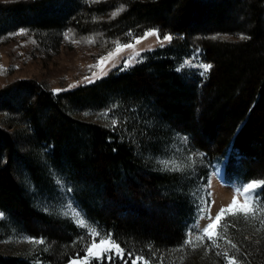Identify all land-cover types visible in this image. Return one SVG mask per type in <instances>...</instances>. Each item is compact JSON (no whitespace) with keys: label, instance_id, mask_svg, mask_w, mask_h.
I'll list each match as a JSON object with an SVG mask.
<instances>
[{"label":"trees","instance_id":"1","mask_svg":"<svg viewBox=\"0 0 264 264\" xmlns=\"http://www.w3.org/2000/svg\"><path fill=\"white\" fill-rule=\"evenodd\" d=\"M28 25L45 30L49 44L60 43L52 32L61 28L100 32L110 48L154 27L176 36L130 69L74 89L55 92L36 79L0 88V210L13 227L46 239L32 253L0 251V264H68L85 255L78 226L38 208L25 179L45 193L55 188L54 173L87 218L123 246L128 264L129 251L150 264L161 253L165 264L181 256L182 264H222L220 249L168 252L194 218L196 183L190 173L157 168L152 156L178 131L210 159L227 158L229 173L264 182V0L0 2V37ZM196 46L212 64L206 78L177 71ZM105 109L118 113L117 127L82 116ZM257 229L232 224L227 234L249 264H264Z\"/></svg>","mask_w":264,"mask_h":264},{"label":"rangeland","instance_id":"2","mask_svg":"<svg viewBox=\"0 0 264 264\" xmlns=\"http://www.w3.org/2000/svg\"><path fill=\"white\" fill-rule=\"evenodd\" d=\"M9 1L17 0H0V2ZM95 1L100 0H80L82 3H92ZM211 27H213V24ZM230 28L234 27L232 26ZM21 30H23L24 34H17ZM152 30L159 32L160 40L156 36L143 38L147 32ZM52 34L60 37L59 44H49L47 39H45L49 34L47 35L45 30H39L37 26L31 25L20 26L9 30L0 37V88L18 79H36L38 82H44L50 86L55 92L74 89L80 85L93 83L108 75L116 68L122 67L124 69H130L138 62L144 60L148 52L170 46L176 36L172 32L167 33L166 35H171L173 39L171 41H163L164 36L161 35L159 28L154 27L148 29L142 35L136 36L128 42L119 43L120 45L132 43L134 45L132 49H124L115 59L106 61L103 65H98V61L103 57H107L109 52L114 53L116 47L115 45L110 48L108 41L102 38L103 35L100 32L85 34L72 28H61L52 32ZM137 39H140V43L138 44L135 43ZM125 59H131L130 66H125ZM187 60H192L193 65L210 64L212 66L206 59L205 50L202 46L191 47L184 53L180 59L179 67ZM181 71L190 78H206L211 69L205 76L199 74L202 69L194 66H186ZM93 73H96V75L93 76ZM85 113H88V115H85ZM101 113H107V116H101ZM82 116L111 127H117L120 123V117L114 109L86 110ZM112 120L116 121L115 126H112ZM183 138H186V142ZM163 147L164 149L162 151L152 156L154 157L155 166L161 170H171L173 167H179V170L194 175L196 183V188L192 193L194 201L197 206H203L204 201H207V206H210L212 217H215L222 207L231 204L234 196H236L240 204L244 203V197L242 195H236L235 190L237 188L248 182H262L259 180H244L234 172L229 173L226 167L227 158L223 160L210 159L204 151L194 147L190 136L184 133L174 131L171 134V138ZM235 158H239V156L236 155ZM161 161H168L170 163L165 168L160 163ZM53 177L55 180V188L45 193L38 190L27 175L25 179L27 185L33 191L34 201L38 208L64 216L62 213L66 210L67 197L63 189L69 188V186L60 175L54 173ZM56 181H60V184L58 185ZM262 187L263 185L257 188V193L261 194ZM71 198L73 206L82 212L87 222L93 225L101 234H106L107 232L105 230L100 229L87 218L84 210L79 207L72 197V194ZM237 207H239V204ZM0 213L3 214V216H0V251L22 255L32 253L41 247V245L29 243L26 238L39 239L43 237H36L13 227L11 225L12 221L8 220V216L1 210ZM256 215L258 219L254 222H245L228 215L225 220L218 221L217 224L231 222V225L238 224L239 227L244 226L247 229L261 228V220L259 218L264 216V212H257ZM196 216L197 208L194 218L187 224L186 233L195 222ZM68 218L73 222L72 218ZM4 221L8 222V224H4ZM200 223L201 226H205L208 221H201ZM6 226L8 228H3ZM78 230V236L84 237V241L86 242V229L78 226ZM43 239L46 242V239ZM112 240L124 249L113 237ZM84 256L79 257L82 260ZM89 264H92V261Z\"/></svg>","mask_w":264,"mask_h":264},{"label":"snow or ice","instance_id":"3","mask_svg":"<svg viewBox=\"0 0 264 264\" xmlns=\"http://www.w3.org/2000/svg\"><path fill=\"white\" fill-rule=\"evenodd\" d=\"M113 15H115V13ZM17 34H24V32L21 30V32ZM148 36H156L157 39L160 40L159 32L157 30L147 32L143 38H147ZM244 38L245 37L241 36V39ZM172 39L171 35H165L163 37V41H171ZM163 41H161V43H163ZM135 43H140V39H137ZM115 44V52H109L107 57L101 58V60L98 61V65H103L106 61L115 59V57L124 49H132L134 47L132 43L120 45L117 41ZM131 62V59H125V66H130ZM186 66H194L202 69L199 73L201 76H205L212 67L210 64L193 65L192 60H187L177 68V71H180ZM95 75L96 73H93V76ZM85 115H88V113H85ZM100 115L106 117L107 113H101ZM111 124L112 126H115L116 121L112 120ZM183 139L186 142V138ZM189 159H191V157H189ZM160 163L167 168L170 162L161 161ZM171 170L177 171L179 170V167H173ZM56 183L59 185L60 181H56ZM261 185H264V182H248L237 188L235 190L236 195H242L244 197V203L240 204L236 196H234L231 204L222 207L215 217L211 216L210 206H207V201H204L203 206L198 205L196 220L186 233L185 239L182 241L181 245L169 249L168 252L183 253L188 247H191L193 250L203 248L206 252L209 250L220 249V251L215 252V255L222 258V264H249L248 253L241 252L238 245L233 243V241L227 236L231 222H221L220 224H217V222L225 220L228 215L245 222L256 221L258 219L256 215L257 212H264V194L257 193V188L261 187ZM63 192L66 194L67 203L66 210L62 214L72 218L73 222L78 226L85 228L87 236V241L84 243L85 256L81 260L79 254H77V257L72 259L70 264H89V262L93 260L95 261V264H105V262H107V264H116L117 260H119L121 264H128V260L124 258V249L112 240L111 234H101L93 225L87 222L82 212L73 206L71 188L63 189ZM238 204L239 207H237ZM0 216H3V214L0 213ZM259 219L261 220V228H264V216ZM201 221H208V223L205 226H201ZM261 228H258L257 231H260ZM26 239L29 243L37 245H44L46 243L43 238ZM80 239L81 241H84V237H81ZM221 240L224 242L223 245L218 242ZM256 243H259V241H256ZM44 250L46 251L47 249L45 248ZM229 252H231V255H229ZM127 255L128 259L132 261V264H138V262L139 264H150V261L152 260L151 257L145 259L144 257L135 255L130 251ZM153 256H155V253H153ZM157 259L158 264H165V255L163 253H161ZM183 259L184 257L181 256L175 261H168V264H182Z\"/></svg>","mask_w":264,"mask_h":264}]
</instances>
